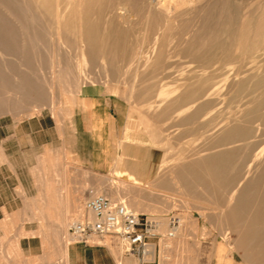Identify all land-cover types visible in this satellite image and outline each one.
<instances>
[{"label": "rangeland", "instance_id": "1", "mask_svg": "<svg viewBox=\"0 0 264 264\" xmlns=\"http://www.w3.org/2000/svg\"><path fill=\"white\" fill-rule=\"evenodd\" d=\"M119 1L0 0V48H5L0 67L14 69L10 76L0 74V119L18 122L43 113L58 120L82 97L105 99L121 118L119 154L110 182L101 177L95 196L161 222L158 232L166 245L173 242L179 251L175 264H189L188 254L203 258L216 241L224 242L239 264H253L251 254L264 258V230L256 233V223L264 225V199L258 203L264 191V106L257 117L245 119L242 112L262 90L250 86L239 96L237 85L245 81L240 74L184 88L190 82L185 76L149 69L185 68L205 56L207 29L222 25L225 0H160L168 15L147 33L135 13L126 24L135 25L130 41L141 46L130 58L111 54L110 40L96 38L118 15L113 10ZM126 1L135 9L141 0ZM230 1L238 6L242 0ZM244 2L259 7L261 15L264 0ZM184 19L188 29L173 38L167 24ZM190 42L189 58H181ZM246 64L248 72H257ZM256 144L260 148L252 147ZM170 218L177 221L173 228L181 225L174 240L167 239ZM249 233L246 252L240 242ZM4 264H65V256L29 259L12 252Z\"/></svg>", "mask_w": 264, "mask_h": 264}, {"label": "crops", "instance_id": "2", "mask_svg": "<svg viewBox=\"0 0 264 264\" xmlns=\"http://www.w3.org/2000/svg\"><path fill=\"white\" fill-rule=\"evenodd\" d=\"M68 113L58 120L43 113L0 119V264L12 252L29 259L63 253L65 264H175L179 251L159 232L145 241L143 254L116 236L86 242L71 236L73 222L89 220L84 205L99 192L101 177L110 182L115 172L121 118L97 96L80 98ZM209 250L203 258L185 255L187 263L239 264L224 242Z\"/></svg>", "mask_w": 264, "mask_h": 264}, {"label": "bare ground", "instance_id": "3", "mask_svg": "<svg viewBox=\"0 0 264 264\" xmlns=\"http://www.w3.org/2000/svg\"><path fill=\"white\" fill-rule=\"evenodd\" d=\"M137 6L138 7L135 9H131L129 3L126 0H120L115 10H113L114 12L118 13V15L114 14L112 18L110 17L108 19L109 22L107 23L106 28H102V34L96 35V38L99 36V38L103 37L110 40L109 44L110 47H112L111 54H122V56L130 58L132 57V52L136 50V47L141 46L130 41L135 25L128 26V24H126V21L133 18L135 13L142 17L139 18V21L146 24L147 33L154 28L156 23L164 20V15H168L169 12V9L166 8V4L160 0H147V2H145V0H141ZM258 9L259 7H256V5L251 6L246 4L244 0H242L238 6H235L230 0H225V16L223 18L222 25L217 29H207V31H210L208 33L209 39L206 41L204 46L207 50V54L198 58L196 64L193 63L192 65H188L185 68L175 66H169L168 68L151 67L149 68L151 74H157L160 71H170L174 74H177L178 76H185L188 78L185 79V82H190L183 83L182 87L184 88L192 87L196 83L199 86H204L205 84H209V79L213 77L217 78L235 74L243 75L245 81L237 85L239 89V96L244 94V91H242L244 88H248L250 86L261 89L262 93L261 97L255 99L249 104V107L242 112V117L246 119L259 116V110L262 106H264V7L262 9L261 15L259 16ZM175 17L176 16H174V19ZM120 21H122V23ZM188 27L189 19H184L183 21L181 20L180 23L176 25L171 23L167 24V29L171 31L173 38H177L180 32L187 30ZM185 45L186 48L182 49L184 55L180 57L188 59V54L192 52L193 45L191 42L190 44L187 43ZM234 46L237 50L232 53L231 49ZM0 49L5 51V48L1 47ZM138 56L141 57L143 55L139 54ZM236 62L238 63L236 64ZM247 62L252 64V66L257 70L255 74L250 73L251 70L247 67ZM233 64H235V66ZM248 69L250 72H248ZM4 71L8 72L10 76V74L14 72V69L12 66L7 68L5 67V69L0 67V74ZM251 78L254 79L255 83L250 85L249 79ZM205 80L207 82H205ZM195 81L197 82L193 83ZM0 82H2V79H0ZM9 88H12V84L9 85ZM260 145L261 144H256L252 147L258 149L260 148ZM262 194V199H258L257 197L259 204H262V200L264 199V191ZM111 205L113 204L111 203ZM125 209L131 213H134L127 208ZM134 211L137 212V210ZM179 221L180 220H178V223ZM261 224H263L261 221H259V224L256 223V226H259L256 230V233H261V231L264 230V225ZM180 227L181 225H179L178 228H169L171 232H168L167 235L176 238L177 231L180 229ZM250 230L253 232L254 229L249 228L248 231L250 232ZM250 244L251 234L249 233L243 236L242 241L240 242L241 249L246 252L249 251L248 248ZM249 252L247 253V256L250 255ZM259 256L258 253H254V255L251 254L250 258L253 264H264V258H260Z\"/></svg>", "mask_w": 264, "mask_h": 264}, {"label": "built area", "instance_id": "4", "mask_svg": "<svg viewBox=\"0 0 264 264\" xmlns=\"http://www.w3.org/2000/svg\"><path fill=\"white\" fill-rule=\"evenodd\" d=\"M84 208L93 217L73 222L69 227L71 236L79 242H86L92 237L116 236L130 245L131 252L143 254L145 241L158 236L156 221L131 213L120 205L113 206L104 196L88 199ZM176 224V219H169L171 229Z\"/></svg>", "mask_w": 264, "mask_h": 264}]
</instances>
